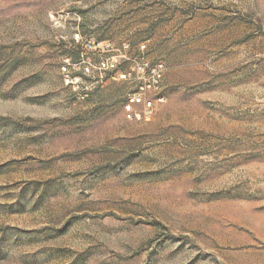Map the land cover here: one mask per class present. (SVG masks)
<instances>
[{
	"label": "rangeland",
	"instance_id": "374dc122",
	"mask_svg": "<svg viewBox=\"0 0 264 264\" xmlns=\"http://www.w3.org/2000/svg\"><path fill=\"white\" fill-rule=\"evenodd\" d=\"M0 264H264V0H0Z\"/></svg>",
	"mask_w": 264,
	"mask_h": 264
},
{
	"label": "built area",
	"instance_id": "2783aa9c",
	"mask_svg": "<svg viewBox=\"0 0 264 264\" xmlns=\"http://www.w3.org/2000/svg\"><path fill=\"white\" fill-rule=\"evenodd\" d=\"M76 37H78V35H75ZM77 41H79L77 39ZM83 47L85 50H90L92 48V43L85 41L83 43ZM146 66V63L144 64ZM70 62L69 59H65V65H63L61 67L62 72L65 74V77L67 78V81L72 82L71 79L69 78V69H70ZM72 68L74 70H79L83 75H89L91 73V69L89 66V63L85 62L84 60H81L75 64L72 65ZM98 69H103V70H111L114 68V64L109 61L108 59L101 61L98 64ZM160 68L161 65H157L156 67H154L152 69V73H153V78L154 81L157 82L160 79ZM144 90V87H141V91ZM131 102L133 103H140L143 102V108L146 114L150 113L152 111V102L150 100H144L142 99L139 95H134L131 99Z\"/></svg>",
	"mask_w": 264,
	"mask_h": 264
},
{
	"label": "trees",
	"instance_id": "16d2710c",
	"mask_svg": "<svg viewBox=\"0 0 264 264\" xmlns=\"http://www.w3.org/2000/svg\"><path fill=\"white\" fill-rule=\"evenodd\" d=\"M76 46L80 48V47L83 46V44L79 43V44H77ZM80 51H81V49H80Z\"/></svg>",
	"mask_w": 264,
	"mask_h": 264
}]
</instances>
